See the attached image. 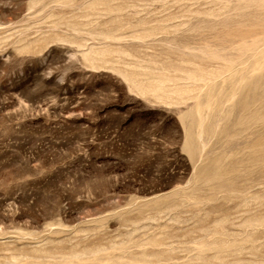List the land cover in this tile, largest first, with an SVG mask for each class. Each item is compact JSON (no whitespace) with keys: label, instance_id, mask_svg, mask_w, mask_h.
<instances>
[{"label":"rangeland","instance_id":"obj_1","mask_svg":"<svg viewBox=\"0 0 264 264\" xmlns=\"http://www.w3.org/2000/svg\"><path fill=\"white\" fill-rule=\"evenodd\" d=\"M260 1L0 0V264H264Z\"/></svg>","mask_w":264,"mask_h":264},{"label":"bare ground","instance_id":"obj_2","mask_svg":"<svg viewBox=\"0 0 264 264\" xmlns=\"http://www.w3.org/2000/svg\"><path fill=\"white\" fill-rule=\"evenodd\" d=\"M257 5V4H256ZM258 5H260V6H262V7H264V1H260L259 3H258ZM248 45V44H247ZM251 45V44H250ZM255 45V44H254ZM255 47H256V45H255ZM255 50H257V48L255 49ZM263 53V52H262ZM262 55H264V53L262 54ZM255 69V68H254ZM258 69H260V70H264V61H263V63L262 64H260V66L258 67ZM255 72V71H254ZM247 77V76H246ZM245 77V78H246ZM246 80V86L247 87H249L250 86V88H257L258 86H261L260 84L261 83H263V86H264V74H262V75H258V76H253V77H250V78H246L245 79ZM255 88V89H256ZM244 107H246V105L244 106ZM200 114V113H199ZM263 114L264 113H261L260 112V114H258V113H255L254 115H253V117L256 119V120H260V118L262 119L263 118ZM198 115V114H197ZM260 157V158H259ZM259 157H258V159H260V160H263L264 161V150L263 151H261V153L259 154ZM219 163L218 162H214V163H212L211 165H209V167L208 168H206V169H204L201 173H202V175L203 176H206V177H208V178H216V177H218V173H219V165H218Z\"/></svg>","mask_w":264,"mask_h":264}]
</instances>
